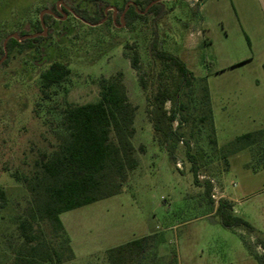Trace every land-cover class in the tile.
Wrapping results in <instances>:
<instances>
[{
	"label": "rangeland",
	"instance_id": "1",
	"mask_svg": "<svg viewBox=\"0 0 264 264\" xmlns=\"http://www.w3.org/2000/svg\"><path fill=\"white\" fill-rule=\"evenodd\" d=\"M162 2L167 14L157 25L151 16L128 27L122 18L117 23L114 4L107 9L112 20L94 26L71 10L91 9L92 0H0V42L9 37L20 42L21 32L35 37L44 15L54 9L60 14L53 15L50 27L42 25L45 39L36 49L16 48L0 62V188L7 194L6 204L0 203V264H14L22 245L18 226L29 195L14 176H29L39 155L55 144L50 123L57 118L54 109L98 102L100 80L119 72L136 107L132 144L138 167L119 195L61 215L74 253V259L63 264H109L108 250L152 234L163 238L152 256L164 264L171 259L177 264H259L264 170L255 173L246 167L249 151L230 157L226 166L209 143L207 125L198 120L197 98L183 125L201 166L196 186L184 145L178 147L176 167L154 141L146 109L147 96L157 88L149 52L156 28L161 49L179 57L197 78L196 97L206 81L219 148L264 128V0ZM134 50L149 75L146 92L131 66ZM54 61L67 64L71 75L51 88L50 99L44 101L40 74ZM207 180L214 204L205 195ZM221 199L230 201L234 213L255 228L253 235L221 225L215 215ZM42 230L47 239H55L48 224Z\"/></svg>",
	"mask_w": 264,
	"mask_h": 264
},
{
	"label": "trees",
	"instance_id": "2",
	"mask_svg": "<svg viewBox=\"0 0 264 264\" xmlns=\"http://www.w3.org/2000/svg\"><path fill=\"white\" fill-rule=\"evenodd\" d=\"M163 0H123L114 4L108 0H92L91 9H71L73 14L89 25H98L104 20H112V11H107L112 4L118 10L126 26L138 20L153 17L157 25L167 14ZM155 3V4H154ZM153 4V5H152ZM152 5V6H151ZM70 14L69 9L63 8ZM53 15H60L56 9L53 14L43 17V24L48 28L55 22ZM44 29L39 22L31 37L21 32L20 42L9 37L0 42V62L9 59L16 48L21 50L36 49L45 39ZM51 31L49 30V35ZM126 48L132 49L129 46ZM152 61L151 78L155 76L156 90L147 96L146 113L153 128V139L166 149L169 158L178 165L177 151L184 145V155L190 164V171L196 186L200 185L201 166L191 148V141L183 131V125L189 121L191 106L198 98L199 122L206 124L209 131V143L214 153L219 154L228 167L230 157L249 151L251 161L246 165L253 172L264 170V128L236 137L225 147L219 148L215 135L211 96L206 81L195 95L198 81L194 73L177 56L161 49L157 29L149 45ZM5 61L4 63H6ZM131 66L139 72V83L144 92L148 89L149 76L143 71L140 54L137 50L131 56ZM71 75L70 67L60 61H54L41 72L42 100L50 99V90L62 85ZM100 99L85 105L67 104L62 109H54L56 121H51V131L55 144L51 150L43 152L35 161L29 176H14L24 185L29 201L18 226L22 245L14 264H63L74 259L70 238L61 221V215L84 206L111 198L122 192L131 171L138 167L132 144L136 133L134 120L136 107L128 98L122 72L99 82ZM170 104V108H167ZM230 165V164H229ZM205 195L212 200L213 186L209 180L203 183ZM7 194L0 188V203L6 204ZM233 204L221 199L215 215L221 225L230 230H243L253 235L255 228L245 219L234 213ZM44 224L52 228L55 239H47L43 233ZM163 238L152 234L136 239L107 251L109 264H164L152 256L157 243ZM55 243L57 245L55 246ZM262 254L256 256L259 264H264V239H258ZM168 264H177L171 259Z\"/></svg>",
	"mask_w": 264,
	"mask_h": 264
},
{
	"label": "water",
	"instance_id": "3",
	"mask_svg": "<svg viewBox=\"0 0 264 264\" xmlns=\"http://www.w3.org/2000/svg\"><path fill=\"white\" fill-rule=\"evenodd\" d=\"M154 4H155V3H154ZM152 5H153V4H152ZM152 5H151V6H152ZM42 25H43V24H42Z\"/></svg>",
	"mask_w": 264,
	"mask_h": 264
}]
</instances>
